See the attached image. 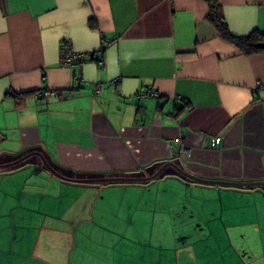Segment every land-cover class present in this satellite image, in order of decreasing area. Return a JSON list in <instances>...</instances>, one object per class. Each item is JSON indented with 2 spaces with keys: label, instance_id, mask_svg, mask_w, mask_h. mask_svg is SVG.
Wrapping results in <instances>:
<instances>
[{
  "label": "crops",
  "instance_id": "crops-1",
  "mask_svg": "<svg viewBox=\"0 0 264 264\" xmlns=\"http://www.w3.org/2000/svg\"><path fill=\"white\" fill-rule=\"evenodd\" d=\"M219 3L231 33H264V0ZM208 11V0H0V163L37 149L89 176L175 161L202 178L264 180V52L222 39ZM66 39L86 54L76 83L60 61ZM146 87L158 96H140ZM7 168L0 264H264L247 243L264 229L258 187Z\"/></svg>",
  "mask_w": 264,
  "mask_h": 264
},
{
  "label": "water",
  "instance_id": "water-1",
  "mask_svg": "<svg viewBox=\"0 0 264 264\" xmlns=\"http://www.w3.org/2000/svg\"><path fill=\"white\" fill-rule=\"evenodd\" d=\"M261 47H264V43L260 44ZM31 156H37L44 168L49 171L51 174L56 177L76 183H84V184H121V183H145L151 180H154L160 177L167 166H171L179 175L188 178L199 184L206 185H222V186H230L236 188H254V187H262L264 188V180H255V181H232V180H215L199 177L187 170H185L180 164L175 161H166L161 164L155 170L148 172L147 174H111V175H88V176H69L66 175L55 167H53L45 158L44 154L37 149L29 150L18 158L6 162L0 163V168L13 167L17 164H20L24 160L28 159Z\"/></svg>",
  "mask_w": 264,
  "mask_h": 264
},
{
  "label": "trees",
  "instance_id": "trees-1",
  "mask_svg": "<svg viewBox=\"0 0 264 264\" xmlns=\"http://www.w3.org/2000/svg\"><path fill=\"white\" fill-rule=\"evenodd\" d=\"M208 6H209V11L207 13L206 18L215 27L218 35L222 39L229 41L230 43L234 44L245 55H252L255 53H259V52H264V47L260 46L261 43H264V33L259 32L258 30H253L247 35H242V36L234 35L233 33L230 32V30L228 28V25L225 21V18L223 16V13L221 10V5L219 3V0H208ZM42 153L44 154L47 161L53 167H55L57 170H59L60 172L66 174V175H69V176H88V174H86V173L76 172V171L66 169V168L58 165L56 162H54V160L52 158H50L46 154V152L43 151ZM21 155L22 154L17 155V156L5 155L3 157L8 158V159L10 158L9 161H12ZM34 160L35 161L37 160V161L34 162ZM0 161L2 162L3 160L1 159ZM27 163H36V164L41 165L44 168L40 159L37 156H32L30 159L28 158V159L24 160L23 162H21L20 164H17L13 167H9L5 171L6 172L13 171V170L17 169L18 167H21ZM149 170H150V168L148 169V171ZM151 171H153V170H151ZM142 173L145 174V173H147V171L145 170ZM112 174L120 175V174H125V173L114 172ZM160 177H175V178H179V179L186 181V182H194L192 180H189L188 178H185V177L179 175L172 167H168L167 170L163 171V173ZM104 185H111V184H104ZM258 188L262 192H264V188H262V187H258ZM241 189H251V188H241Z\"/></svg>",
  "mask_w": 264,
  "mask_h": 264
},
{
  "label": "built area",
  "instance_id": "built-area-1",
  "mask_svg": "<svg viewBox=\"0 0 264 264\" xmlns=\"http://www.w3.org/2000/svg\"><path fill=\"white\" fill-rule=\"evenodd\" d=\"M59 55H60V61L63 65L69 66V67H75L76 74L74 77V82H78L81 80V66L84 62V58L86 56L85 53L76 51L72 48L71 42L69 40H63L59 47ZM99 62H102V60H99ZM103 91V84L97 83L94 86V92L99 94ZM64 91L58 92L56 90H48L43 89L38 94L42 98H46L49 95H56V94H64ZM140 96H158V92L151 87H146L145 90L140 91ZM219 143V139H215L213 141V144Z\"/></svg>",
  "mask_w": 264,
  "mask_h": 264
},
{
  "label": "rangeland",
  "instance_id": "rangeland-1",
  "mask_svg": "<svg viewBox=\"0 0 264 264\" xmlns=\"http://www.w3.org/2000/svg\"><path fill=\"white\" fill-rule=\"evenodd\" d=\"M262 227V226H261ZM255 226L252 228H249V232L251 235L250 239L248 240V244H254L256 248H264V229H259ZM23 245V243H22ZM6 249V248H5ZM238 264H257L254 261H248V258L240 257L238 259ZM260 264V263H259Z\"/></svg>",
  "mask_w": 264,
  "mask_h": 264
}]
</instances>
